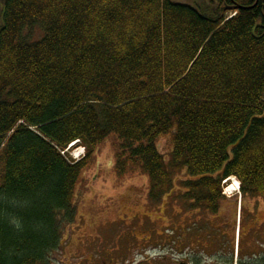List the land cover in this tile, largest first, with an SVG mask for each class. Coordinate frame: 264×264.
Wrapping results in <instances>:
<instances>
[{"label":"trees","instance_id":"trees-1","mask_svg":"<svg viewBox=\"0 0 264 264\" xmlns=\"http://www.w3.org/2000/svg\"><path fill=\"white\" fill-rule=\"evenodd\" d=\"M0 2V264H49L110 139L116 176L139 171L152 203L178 174L192 210L217 213L230 178L264 201V0H209L211 18L170 0Z\"/></svg>","mask_w":264,"mask_h":264},{"label":"rangeland","instance_id":"rangeland-1","mask_svg":"<svg viewBox=\"0 0 264 264\" xmlns=\"http://www.w3.org/2000/svg\"><path fill=\"white\" fill-rule=\"evenodd\" d=\"M170 1L191 7L207 18H211L216 9L209 0ZM2 7L0 2V10ZM40 35L37 28L26 33L32 40L38 39ZM117 146L114 139L106 141L94 154L93 165L83 172L72 202L76 212L75 222L63 231V242L68 245L69 241L75 243L77 237L98 235L107 241L110 250L120 251L123 246L130 247L129 255L115 254L116 264H139L145 262V259L149 261L145 264L163 262L160 259L167 256L168 242L173 236L170 228L172 211L176 209L173 203L183 202L181 183L187 177L184 174L174 176L175 192L165 195L161 203H152L148 199V179L139 171H130L123 178L116 176L114 155ZM156 146L167 162L171 154L169 137L159 139ZM233 199L223 201L220 210H229L235 215ZM242 205L243 224L250 220L259 225L264 224L263 200L242 197ZM71 247H63L62 255L60 249L51 254L49 264H65L66 259L76 252Z\"/></svg>","mask_w":264,"mask_h":264},{"label":"flooded vegetation","instance_id":"flooded-vegetation-1","mask_svg":"<svg viewBox=\"0 0 264 264\" xmlns=\"http://www.w3.org/2000/svg\"><path fill=\"white\" fill-rule=\"evenodd\" d=\"M180 191L183 192V202L173 203L176 207L170 221L173 236L168 242L167 256L160 259L163 262L152 264H264V224L259 225L251 220L243 224L242 201L237 224V199H233L235 215L229 210H220L225 199L220 201L217 213L210 214L192 210L190 201L185 198V190ZM173 192L174 189L170 191ZM69 245L76 252L72 258L66 259L65 264H116V253H131L127 246L120 251L108 249L107 241L98 235L77 237L75 243L69 241L68 245L62 239L60 255L63 254L62 248L68 246L69 249ZM146 262L149 261L145 259L139 264Z\"/></svg>","mask_w":264,"mask_h":264},{"label":"built area","instance_id":"built-area-1","mask_svg":"<svg viewBox=\"0 0 264 264\" xmlns=\"http://www.w3.org/2000/svg\"><path fill=\"white\" fill-rule=\"evenodd\" d=\"M68 154L69 157H71L73 160L77 161L79 160L82 155H83V150L82 149H78L75 153H69L68 151H64V152H61V155H65V154Z\"/></svg>","mask_w":264,"mask_h":264},{"label":"bare ground","instance_id":"bare-ground-1","mask_svg":"<svg viewBox=\"0 0 264 264\" xmlns=\"http://www.w3.org/2000/svg\"><path fill=\"white\" fill-rule=\"evenodd\" d=\"M234 16H235V13H234ZM80 145H78V148H81L79 147ZM236 190V184H233L232 187H230L229 191L232 192V191H235Z\"/></svg>","mask_w":264,"mask_h":264},{"label":"water","instance_id":"water-1","mask_svg":"<svg viewBox=\"0 0 264 264\" xmlns=\"http://www.w3.org/2000/svg\"><path fill=\"white\" fill-rule=\"evenodd\" d=\"M228 10H236V8H234V9H228Z\"/></svg>","mask_w":264,"mask_h":264}]
</instances>
